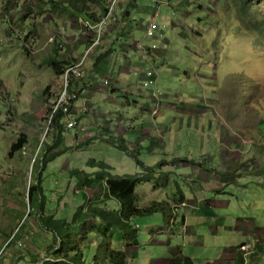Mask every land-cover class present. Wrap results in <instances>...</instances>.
I'll return each mask as SVG.
<instances>
[{"label":"rangeland","instance_id":"rangeland-1","mask_svg":"<svg viewBox=\"0 0 264 264\" xmlns=\"http://www.w3.org/2000/svg\"><path fill=\"white\" fill-rule=\"evenodd\" d=\"M66 1L52 0L55 10L47 11L50 0H0V244L6 234L11 240L22 233L52 237L41 230L37 209L30 212L28 189L39 177L48 212L70 221L94 195L77 190L72 169L93 173L97 169L87 162L94 159L122 176L137 173L136 159L111 142L121 121L127 130L125 144L149 137L142 144L140 161L147 167L161 164L156 169L161 174L137 188L139 209L167 201L173 212L183 204L175 202L181 195L195 202L174 213L166 210L136 219L137 240L129 249L135 259L128 264H163L158 261L170 258L177 248L194 264H235L236 258L239 264H264V253L255 252L264 242V0H136V5H128L133 23L125 29L127 35L135 32L139 18L148 23L154 16L164 29L161 40L145 32L135 34V41L158 54L153 60L150 53L147 60L133 57L142 63L139 72L159 77L157 84L140 85L144 99L125 94L130 106L121 94L104 88L89 100L77 98L80 112L85 102L91 104L80 118L91 130L92 142L63 152L40 175L39 159L55 139L50 108L60 88L48 60L75 64L92 39L81 21L59 10ZM83 1L82 10L96 19L104 13L101 4L107 7L111 0ZM82 14L78 17L85 19ZM185 16L190 39L181 37ZM122 42H115L114 48ZM135 80L133 75L131 81ZM97 81L101 84L100 76ZM150 91H158L161 104H174L173 110L160 115L159 106L147 99ZM147 106L151 112L141 118ZM96 114L102 115L99 121L92 119ZM104 124L111 133L100 127ZM75 133L69 130L66 138L74 139ZM36 158L39 165L33 170ZM186 169L202 177L189 178L182 171ZM218 198L231 201V206L208 204ZM103 205L116 207L110 201ZM111 242L125 245L117 232ZM50 243L44 254L36 253L38 259L48 253Z\"/></svg>","mask_w":264,"mask_h":264},{"label":"trees","instance_id":"trees-1","mask_svg":"<svg viewBox=\"0 0 264 264\" xmlns=\"http://www.w3.org/2000/svg\"><path fill=\"white\" fill-rule=\"evenodd\" d=\"M54 3L50 0L52 8H46L45 10L54 11ZM77 3H81V7L75 4V2L67 0L66 4L62 5V8L59 10H66L71 19H79L78 13H83L82 15L85 16V19L80 18L82 21H87L91 24L97 22L99 17L95 19L91 15L87 16L85 11L82 10L85 8L83 0H77ZM101 5L104 12L101 16H103L107 7L104 4ZM69 7L72 8L70 9ZM73 12L77 14L76 17ZM48 62L56 76L62 73L64 66L72 64L57 60L54 57L50 58ZM48 88L47 86L44 92H47ZM60 120L61 115L59 113H56L50 119L49 125L53 128V138L55 139L53 144L48 147L45 154L39 159L41 160L38 169L40 175L47 166V163L54 161L63 152L70 150H58L63 142L65 132ZM111 142L131 156L123 139L111 137ZM133 158L136 159L137 166L142 168L143 164L135 156ZM36 161H38L37 158L34 162L33 170L38 168L39 162L36 164ZM87 165L96 168L97 171L88 173L85 170L73 169L70 171V174L71 176L77 177V190L92 192L94 195L92 196L93 199H91L94 201L88 200V202L78 207L70 221L64 218H56V215L53 213H46V201L41 187V177L34 184L30 185L28 189L30 212L31 209L33 211L37 209L36 213H38L41 230L52 236L49 238V242L51 243L48 244V253L40 259L35 255L34 263L128 264L130 258L135 259L128 252L136 244L137 240L138 228L135 220L150 216L154 213L165 212L166 210L174 213V209L172 212L169 203L166 201L153 202L150 206L139 209L138 204L140 199L136 193V189L143 182V178L139 176L112 174V167L103 161L90 159ZM108 201L114 202L116 207H105L103 203ZM178 201H182V199ZM116 232L124 240V246L110 243ZM14 239L7 246L12 245ZM256 251L264 253V242L256 246ZM181 256L182 252L178 249L176 256L168 260L167 264H194L191 259Z\"/></svg>","mask_w":264,"mask_h":264},{"label":"crops","instance_id":"crops-1","mask_svg":"<svg viewBox=\"0 0 264 264\" xmlns=\"http://www.w3.org/2000/svg\"><path fill=\"white\" fill-rule=\"evenodd\" d=\"M185 1H187L188 3L191 2V0H185ZM206 1L209 3L211 0H206ZM132 3L134 5H136L137 2H136V0H118V4H117L118 21H117V23L114 26L109 27L105 30L101 44L98 45L94 50H92L85 59L84 65L82 67L83 77L79 80L73 81V83H72V88L75 89V91H77V93H78V99L82 98V99H85L84 101H86L87 99L89 100V98L95 97L97 90L99 88H102V89L104 88L102 82L105 79L109 80V82H110V85H109L110 92L112 94H117V95L121 94L122 97H125L127 106L131 105L130 100L127 98V96L128 97L134 96V95L138 96V94H139V97H141V94H144V92L142 90H140V85L145 83V81H148L145 77L146 73L138 71V69H139V67H141L142 63L141 64L137 63L138 60H135V58H133V57H137L140 60H143V59L147 60V58H149L147 54L150 53L151 60H153V58H155L158 54H155L156 55L155 56L153 54V51H155V50H151L149 47H146V49H147V51H146L143 48L145 46H143V45L141 46V45H139L140 42L135 41L136 32H138V31H140L141 33L144 32V28L148 24L146 22L147 19H145V20L141 19V18L138 19V22H136L135 26L132 28V30L135 31L132 35H127V32H125L126 31L125 29L129 28L131 26V24L133 23V20L131 19V13H130L131 8H128V5H132ZM202 3L205 4V1H202ZM179 4L181 5V3H179ZM185 19H186V22L184 23V25H185L184 31H186V32H182L181 37H183L185 39H190V37L187 35L188 34V27L187 26H190V22L188 21V19H189L188 17H186ZM144 21L147 24L144 25ZM172 23H173V25H177V23H175V22H172ZM120 39H123V42L119 45L118 49H115L114 48L115 42H118ZM84 43L85 42H83V43L81 42L80 44H83L86 46L87 44L86 43L84 44ZM145 57H147V58H145ZM73 61L75 62V60H73ZM137 73H139V75H137ZM87 75H88V77H87ZM133 75L136 78L135 81H131ZM98 76H100L102 79V82L100 81L101 84L100 83L96 84V82H98L97 81ZM158 78L159 77L156 76V82H157ZM156 82H155V84H157ZM47 92H46V94H47ZM147 93H149V98H147L149 100V102L152 101L159 106V114L160 115H161V112L163 113L164 111H169L171 109L173 110L174 104H161V100L153 98V94L151 91L147 92ZM125 94L127 96H125ZM141 98H143V97H141ZM89 105L91 107L90 103H89ZM134 105L138 106L136 101L134 102ZM74 107L76 109H78L75 105V102H74ZM79 108H81V107H79ZM148 110L151 112L149 106L141 109V118L146 117ZM150 112H149V114H151ZM154 112H153V115H154ZM113 113H115V112H113ZM101 116L102 115H100V114H96L94 117H92V119L95 121L96 120L99 121L102 118ZM190 120H191V118L189 119V122H190ZM95 125L97 126V124H95ZM100 127L109 133H111V131H112L109 129L107 130L105 124L100 126ZM67 132L68 131L64 132V135H63V142L60 146L61 151H65L66 149L73 150L74 148H79L82 145H87V144H90L92 142V136H91L92 132L89 129V127H87V131L83 132V133H79L78 131H76V133H75L76 136L74 139L73 138L72 139L66 138ZM145 132L146 131L143 130V133H145ZM113 133H114V135H117V136H115L116 138H121V139L124 137V134L127 133L126 127L123 126L121 121H119L117 123L116 128H115ZM80 137H81V139H80L81 142L78 141V139ZM104 139L107 140V138H104ZM148 140H149L148 136H142V137H140V139L138 140V143H136V144H131V143L129 144L128 142H126V146L130 152V155L135 156L139 160V162H141L139 159V156L141 155L140 152H141V149L143 148L142 144L144 142H147ZM63 146H65V147H63ZM61 147H63V149H61ZM70 150H68V151H70ZM141 163L143 164V167L142 168L138 167L137 173L134 175V176H139V177L143 178V182L139 186L152 181L156 174H161L160 171H156L157 168L161 167V164H158L157 166H154V167H147L143 162H141ZM106 164L111 166L108 163H106ZM96 171L97 170H95L94 172H96ZM112 171H113V167H112L111 173L115 174V175L116 174L121 175L118 173H114ZM182 171H186L185 175L189 178L194 177L196 181H199V179L202 177L201 175H199L198 178L195 176H192L191 173L187 172V169L182 170ZM182 171H180V172H182ZM123 176H125V175H123ZM221 181H222V179H221ZM226 182H227V180H226ZM136 193H137V189H136ZM86 194H88V193H86ZM139 199H140V197H139ZM180 199H182V201H178ZM224 199L225 198H218V200H215V201L210 202L208 204L212 205V206H213V204L214 205L216 204L217 206L219 205L220 207L231 206L232 202L231 201L229 202V200H227V199L224 200ZM176 200H177L178 204H179V202L180 203L187 202L186 198L182 195L179 197V199L175 198V202H176ZM187 203H188L189 207L195 206V202H193V201L187 202ZM46 213L47 214H52V213L55 214L54 212H52V213L48 212L47 208H46ZM185 222H186V219H185ZM244 223H243V225H244ZM239 227L243 228L244 226H239ZM26 232H29V231H26ZM31 234H30V236H24L22 233L23 236L21 235L22 237L19 236V237L15 238L14 241L16 243H13L14 242L13 241L12 242L13 244L8 246V247H6V243L11 239V235L7 236V234H6L5 235L6 240L2 239L1 244H0V264H41L39 262H37V263L33 262L35 255H36V253H39L41 255L44 254L45 253L44 252V246L50 242H49V239L46 238V236H45L46 234L43 235V237H41L40 234H38L37 237H34L33 233H31ZM25 238L27 239V242L31 244L32 247L31 248L27 247V248H25V250H22L21 248H19L18 243L23 241ZM5 247L7 248V250L4 249ZM38 248H42V250H40ZM178 249L179 248H177L174 251L170 250V251H172L171 257L161 259L158 262L159 263L162 262L163 264H166V262L168 260H170L176 256ZM128 252H129V250H128ZM130 254L132 256H135L132 252H130ZM3 257H4V260H3V262H1V259ZM236 261H237V258L235 260V264H238ZM228 264H232V262L231 263L228 262Z\"/></svg>","mask_w":264,"mask_h":264},{"label":"built area","instance_id":"built-area-1","mask_svg":"<svg viewBox=\"0 0 264 264\" xmlns=\"http://www.w3.org/2000/svg\"><path fill=\"white\" fill-rule=\"evenodd\" d=\"M117 4L118 0H111L110 3L107 5V10L103 16H100L97 20V22L91 24L87 21H81L84 25H81L83 29L87 31V33H91L92 39L90 42H88V47L85 49V53L82 55L81 59L78 60L75 64H70L69 66H64L62 69V73L58 75L60 79V88L59 92L56 94L54 102L52 104V107L50 108V118L55 115L56 113H59L61 115L60 123L63 124L64 129L66 128L67 131L69 130H76L79 133H83L87 131V126L84 121L80 118V113H87L88 110H90L89 103L85 102L83 104V107L81 109V112L78 111L74 107V102L78 98V93L72 88V83L75 80H79L83 77V71L82 67L84 65L85 59L88 56V54L94 50L98 45L101 44L103 35L105 33V30L109 27L114 26L117 21ZM155 15V14H154ZM145 36L149 37L151 39H160L164 35V29L161 27H158L154 16L149 20L148 24L144 28ZM89 40V39H88ZM140 45V44H139ZM142 46V45H141ZM146 51V47H143ZM155 50V48H153ZM139 75V73H137ZM146 79L148 80L147 84H155L156 82V75L152 72L145 74ZM103 87L105 89L109 90L110 82L109 80L105 79L103 81ZM146 84V88H147ZM153 98L159 99L162 97L158 91L152 92ZM158 113L155 111L154 115H157ZM188 204H182L181 206L177 205L174 207V212L177 210H181L183 208H186ZM11 242L8 241L6 246ZM18 246L21 247H28V242H19ZM24 248V249H25Z\"/></svg>","mask_w":264,"mask_h":264}]
</instances>
